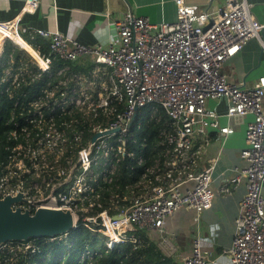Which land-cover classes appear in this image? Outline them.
Instances as JSON below:
<instances>
[{
    "label": "built area",
    "instance_id": "obj_1",
    "mask_svg": "<svg viewBox=\"0 0 264 264\" xmlns=\"http://www.w3.org/2000/svg\"><path fill=\"white\" fill-rule=\"evenodd\" d=\"M174 1V21L151 22L129 9L114 21L116 35L107 47L83 44L57 30L43 31L50 49L42 53L19 33L21 17L0 21L5 92L43 81L25 105L19 99L15 102L20 104L22 123L16 122L20 130L8 132V162H0L6 165L0 173L1 199L21 195L13 208L33 213L40 208L70 211L75 226L81 221L101 235L107 250L122 243L137 245L136 232L147 229L159 233L165 254L172 253L164 230L167 218L183 208L201 213L213 204V166L186 178L185 182H194L192 187H181L195 155L194 135H207L211 127L223 135L233 131L231 126H220L218 114L208 106L210 99L226 97L228 116L253 117L240 154L247 166L236 167L231 179L235 186L244 181L246 193L228 253L233 264H264V76L254 86L243 87L230 83L223 71L249 40L260 39L264 22L254 15L248 0H226L214 11ZM39 3L25 0L23 11L36 10ZM83 57L94 62L91 75L74 71L68 63L54 68L55 61ZM148 106L150 113L140 111ZM138 115L137 130L145 118H169L159 133L166 171L161 158L146 165L144 155L128 148L137 142L131 129ZM127 158L133 159L127 167L135 182L128 181L124 192L117 186L109 198L111 208L104 207L101 190ZM94 205L100 209L89 214ZM9 243L0 246L3 264H13L23 247L13 242L20 245L19 251L18 245ZM179 264L215 263L207 259L201 240L195 239Z\"/></svg>",
    "mask_w": 264,
    "mask_h": 264
},
{
    "label": "crops",
    "instance_id": "obj_2",
    "mask_svg": "<svg viewBox=\"0 0 264 264\" xmlns=\"http://www.w3.org/2000/svg\"><path fill=\"white\" fill-rule=\"evenodd\" d=\"M185 1L211 11L223 7L226 2ZM248 1L252 4L254 15L264 22V0ZM24 2L25 0H0V21L21 17L19 33L42 53H48L50 49L49 39L42 35L43 31L57 30L83 44L107 47L114 42L116 35L114 21L122 18L129 9L135 15L148 17L151 22L174 21L177 17L174 0H40L38 8L28 12L23 11ZM68 64L74 71L86 75H91L94 70V62L88 57ZM223 71L230 83L243 87L254 86L264 76V29L260 39L249 40L224 64ZM208 106L218 114L219 125L231 126L233 131L223 135L218 129L211 127L207 129V135L198 132L194 135L192 151L195 155L181 188L192 187L194 182L190 179L185 182L186 178L194 177L203 169L213 166L212 188L216 195L212 206L201 213L183 208L167 218L164 230L174 247L172 253L166 251L165 254L157 231H139L147 234L148 243L154 242L166 256L178 263L190 254L194 240L200 239L207 259L215 264H233L228 250L233 242L235 220L240 202L246 193V185L241 181L235 186L231 179L235 175L236 167L243 169L247 166L240 154L246 148L245 131L253 117L228 116L229 101L226 97L210 99ZM159 146V155L153 157L154 162L165 155L160 141ZM147 159L145 154L146 165ZM128 181L134 183L135 178Z\"/></svg>",
    "mask_w": 264,
    "mask_h": 264
},
{
    "label": "trees",
    "instance_id": "obj_3",
    "mask_svg": "<svg viewBox=\"0 0 264 264\" xmlns=\"http://www.w3.org/2000/svg\"><path fill=\"white\" fill-rule=\"evenodd\" d=\"M9 46L10 44L7 43ZM16 61L19 60V54L15 52ZM68 62L55 61L54 68L64 65ZM4 71L0 65V162H8L9 152L5 151V147L10 143L8 140V132L14 129L20 130L21 127L16 125V122L21 124V108L20 104L15 105L17 99L20 103L24 104L39 91V87L43 85V81L33 83L32 86L22 84L19 88L11 87V92H5V85L7 81H2ZM37 86V88H36ZM33 88L27 95L28 90ZM36 88V89H35ZM143 113H150L152 108L150 106L140 109ZM160 111H163L160 109ZM140 116L138 115L134 127L131 129L133 138L137 139L136 143H130L128 148L133 150L136 155L147 154V164H154L153 157L159 155L160 146L159 138L160 129L169 123L167 116L162 115V118L157 121L155 118L149 120L145 118L142 122L143 128L137 130V121ZM151 158V159H150ZM133 159L127 158L121 165L117 175L113 181L104 186V197L101 199L104 207L112 206L109 198L112 196V191L120 186L119 191L125 190V186L130 179V168L127 164L131 163ZM29 164V163H28ZM161 164L166 171L164 158L161 157ZM6 165L0 166V173L6 171ZM25 173V172H23ZM27 174L23 178H27ZM134 176L131 174V179ZM122 192V193H123ZM1 199V196H0ZM107 199V200H106ZM89 200L86 201V206L90 205ZM97 205H94L89 214L95 213L99 210ZM78 226L71 230L68 234L57 235L55 237H34L28 240L13 241L21 242L23 247L13 264H179L170 256H166L162 249L154 242L148 243L147 234L144 231H137L136 235L140 238V243L133 245L131 243H122L117 245L112 250H107L104 242H100L99 235L94 234L88 228L78 222ZM60 236H64L60 238ZM103 239V238H102ZM102 243L103 245H100ZM26 245H28L26 247ZM92 258H86L88 255ZM4 254L0 252V264ZM83 258V260H82ZM47 259V260H46ZM4 260V259H3ZM54 261V262H53Z\"/></svg>",
    "mask_w": 264,
    "mask_h": 264
},
{
    "label": "water",
    "instance_id": "obj_4",
    "mask_svg": "<svg viewBox=\"0 0 264 264\" xmlns=\"http://www.w3.org/2000/svg\"><path fill=\"white\" fill-rule=\"evenodd\" d=\"M21 198V195H6L0 200V246L8 241L55 237L74 229V217L70 211L40 208L33 213L28 210L23 211L21 208H13Z\"/></svg>",
    "mask_w": 264,
    "mask_h": 264
},
{
    "label": "rangeland",
    "instance_id": "obj_5",
    "mask_svg": "<svg viewBox=\"0 0 264 264\" xmlns=\"http://www.w3.org/2000/svg\"><path fill=\"white\" fill-rule=\"evenodd\" d=\"M76 222H77V220H76ZM74 226H75V224H74ZM75 227H76V226H75ZM63 237H64V236H60V238H63ZM98 238H99V241H100V242H102V241H103V239H102V236H101V235H100V237H98ZM11 242H12V243H11V244L9 243V246H12V245H13V246H15V247H16V246L18 245V247H16V248H17V249L20 251V248H19V247H20V245H19V244L15 245V244H13V241H11ZM15 243H17V242H15ZM19 243H21V242H19ZM100 245H103V244H102V243H100ZM26 246H28V245H26ZM104 246H105V244H104ZM19 251H18V252H19ZM82 260H83V258H82Z\"/></svg>",
    "mask_w": 264,
    "mask_h": 264
},
{
    "label": "bare ground",
    "instance_id": "obj_6",
    "mask_svg": "<svg viewBox=\"0 0 264 264\" xmlns=\"http://www.w3.org/2000/svg\"><path fill=\"white\" fill-rule=\"evenodd\" d=\"M47 260V259H46ZM54 262V261H53ZM53 264V263H52Z\"/></svg>",
    "mask_w": 264,
    "mask_h": 264
}]
</instances>
